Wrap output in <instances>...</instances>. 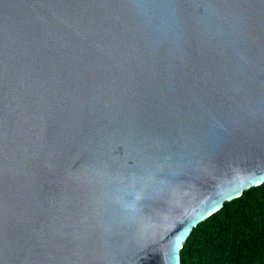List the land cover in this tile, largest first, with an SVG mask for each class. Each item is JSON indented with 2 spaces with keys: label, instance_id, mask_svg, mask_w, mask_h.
I'll use <instances>...</instances> for the list:
<instances>
[{
  "label": "water",
  "instance_id": "1",
  "mask_svg": "<svg viewBox=\"0 0 264 264\" xmlns=\"http://www.w3.org/2000/svg\"><path fill=\"white\" fill-rule=\"evenodd\" d=\"M264 182V0H0V264H181Z\"/></svg>",
  "mask_w": 264,
  "mask_h": 264
},
{
  "label": "trees",
  "instance_id": "2",
  "mask_svg": "<svg viewBox=\"0 0 264 264\" xmlns=\"http://www.w3.org/2000/svg\"><path fill=\"white\" fill-rule=\"evenodd\" d=\"M181 264H264V182L227 201L197 224Z\"/></svg>",
  "mask_w": 264,
  "mask_h": 264
}]
</instances>
